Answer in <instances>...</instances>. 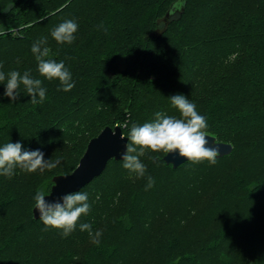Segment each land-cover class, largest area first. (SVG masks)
<instances>
[{"label":"trees","instance_id":"1","mask_svg":"<svg viewBox=\"0 0 264 264\" xmlns=\"http://www.w3.org/2000/svg\"><path fill=\"white\" fill-rule=\"evenodd\" d=\"M65 20L78 24L70 45L51 37ZM42 37L49 58L71 72L68 92L38 73L31 47ZM11 70L41 79L46 99L33 105L21 85L13 102L0 82V147L19 142L60 164L0 175V264H264V0H0V71ZM177 94L195 103L207 133L233 144L216 162L229 168L227 182L219 184L207 160L174 168L166 153L146 151L144 177L113 158L80 190L90 211L67 237L34 217L37 192L48 194L56 175L71 173L93 137L116 125L128 136L157 112L179 117L170 100ZM198 171L197 183L190 176ZM189 188L203 200L176 222L169 204ZM116 198L122 204L112 213ZM161 205L173 231L153 223ZM199 213L219 225L188 241L175 227ZM83 223L101 227L99 245L87 243L88 231L79 235ZM156 228L165 233L154 244ZM135 244L141 254L160 253L140 260Z\"/></svg>","mask_w":264,"mask_h":264},{"label":"clouds","instance_id":"2","mask_svg":"<svg viewBox=\"0 0 264 264\" xmlns=\"http://www.w3.org/2000/svg\"><path fill=\"white\" fill-rule=\"evenodd\" d=\"M78 24L74 20H65L51 31V37L58 44H72L75 40V33ZM107 31V29H105ZM36 61L38 62V73L51 81L56 79L65 92L74 88L71 72L64 63L50 59V48L47 46V38L42 37L33 43L31 47ZM6 90L4 95L13 102L20 95L18 89L23 86L30 102L33 105L41 104L46 99V89L42 86V80L33 78L28 71L23 75L17 70L7 73L0 71V82H5ZM58 89V90H61ZM171 105L179 112V117L167 116L160 112L155 114L153 122H146L142 125L133 124L127 136L126 152L122 156L123 167L137 178H142L146 173V165L141 162L140 157L146 151L153 153H178L182 158L192 163H199L207 160L214 165L217 157L220 156L218 149L207 147L206 139L208 124L206 118L198 113L196 105L182 94L170 97ZM127 126V124H125ZM123 139V137H122ZM154 163L159 159L157 156H150ZM60 164V160L55 161L44 159L43 152L39 150H22L19 142H8L0 147V175L9 179L15 174V170L27 173H34L37 170L55 169ZM154 180L148 177L147 188L154 186ZM43 191L35 195V209L38 210L39 220L46 227L59 229L62 235L67 237L76 228L77 222L82 215H87L90 211L88 194L85 192H72L63 195L59 201L48 202ZM81 231H88L92 238V243L99 245L102 233H93L92 227L88 223L80 224Z\"/></svg>","mask_w":264,"mask_h":264},{"label":"water","instance_id":"3","mask_svg":"<svg viewBox=\"0 0 264 264\" xmlns=\"http://www.w3.org/2000/svg\"><path fill=\"white\" fill-rule=\"evenodd\" d=\"M207 136V147L218 149L220 153L218 158L232 153V143L218 141L214 135L209 133H207ZM127 143V136L124 134L122 126H106L89 141L78 166L71 173L59 174L53 178L54 184L51 191L46 194L45 199L48 202H55L59 201L65 194L80 191L95 177L103 173L111 159L122 160ZM164 160L167 164H172L174 168L188 162L185 158L180 157L178 153H166ZM33 213L34 217L39 219V213L35 206Z\"/></svg>","mask_w":264,"mask_h":264},{"label":"rangeland","instance_id":"4","mask_svg":"<svg viewBox=\"0 0 264 264\" xmlns=\"http://www.w3.org/2000/svg\"><path fill=\"white\" fill-rule=\"evenodd\" d=\"M230 163L232 165L235 164L234 161H230ZM212 168H213L214 172L217 173V174H215V176L216 175H219V184L224 183V182H227V178H228V175H229L230 170H229V168L227 166H225V164L224 165H221V164L216 163V164H214V166H212ZM199 174H200L199 171L198 172H194L190 177L191 178H196L195 180L198 183L200 180H203V179H199L198 178V175ZM210 175H212V173ZM212 177H214V176H208L209 180H210V178L213 179ZM208 178H206V179H208ZM214 180H215V182H214ZM214 180H212L214 186L219 185L215 178H214ZM134 181H136V180H133L132 176L131 177H128L127 182H126V187H128L130 184H133ZM210 182H211V180H210ZM175 197H176L177 200H173V202H170V204H169V207L170 208H169L168 211L177 214L176 222L180 219L181 216H184V215H186V214L189 213V210L188 209H192L194 207V205L200 203L203 200L200 197L198 198L196 189L193 192L192 189H190V188L188 190L186 189V190H184L182 192H179ZM114 203H115V206H113L114 208L112 210V213L113 212H116V210L122 204L117 198L115 199ZM160 207L162 208V210L159 209L157 211L158 217L156 219H153L154 221L152 220L153 223H157V224L159 223L160 224V222H163L161 225H163V226H169V229L172 230L173 224L166 223V220L164 218H162V219L160 218L162 216V214H164L165 212H167L164 205H161ZM214 218L215 217L212 214H209V213H207V214H203V213L200 214L199 213V215H194L193 219H191L189 222L187 221V223H188L187 225L189 227L186 228L184 226H178V227H175V228H177L179 230V232H182L183 233V236L186 237L185 239H189L190 238L188 240V241H190V240H193L194 238H197V237H200V236H203L204 237L207 233L210 232V230H212L213 228H215L216 226H218L219 225V220L216 222ZM171 221L174 222V219H172ZM149 223H150V225L152 224L151 221ZM100 228L101 227H98L97 229H94L93 230V233H95L96 231H100L102 233L103 231ZM162 229H160L159 231L157 230V228L155 229L156 235L155 236H152V237H154V240L152 241L154 244L159 239H164V233H165V231H164V228H162ZM197 231L199 233H198L197 236H195V233ZM81 233H82V231L79 229V235H81ZM108 233H109V235L111 234L113 236H118V233L117 232H114L112 230L109 231ZM86 241H87V243H91L92 242V238L89 237ZM133 246H134L135 249H137L136 252H135V253H137L136 256H139L142 253V251H143L142 245L140 246V244H135ZM140 251H141V253H140ZM144 251H146V250H144ZM146 253L141 254L140 260H142V258L144 257V255H148L147 256V258H148V257H152L154 255L159 254L160 251L158 250L155 253H149L148 251H146ZM156 257H158V256H156Z\"/></svg>","mask_w":264,"mask_h":264}]
</instances>
